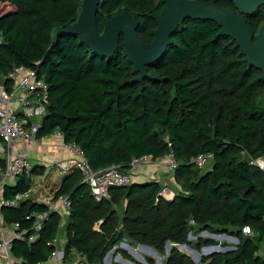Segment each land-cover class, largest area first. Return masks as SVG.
<instances>
[{"label": "trees", "instance_id": "1", "mask_svg": "<svg viewBox=\"0 0 264 264\" xmlns=\"http://www.w3.org/2000/svg\"><path fill=\"white\" fill-rule=\"evenodd\" d=\"M83 1L0 0V84L10 88L7 77L15 66L33 69L49 90L38 137L60 132L66 144L82 150L94 171L111 166L128 171L136 158L162 159L172 152L175 178L186 193L169 201L161 196L158 183L137 182L111 188L110 199L97 202L82 183V174L69 172L53 201H71L63 264H72L74 253L87 264L102 263L120 242L121 232L163 253L168 242L197 250L218 243L212 238L188 239L191 232L206 231L230 234L238 245L203 257L202 264H264V169L254 164L264 159L262 72L249 66L236 42L219 34V24L188 19L164 58L138 80L123 39L116 56L108 59L92 54L68 32L78 22ZM201 1L237 11L232 0ZM165 8V0H100L98 29L103 32L116 15L127 14L139 22L140 39L150 44ZM245 18L257 36L264 8ZM204 154L213 155L205 173L192 162ZM44 173L45 168L37 172L34 167L33 174ZM41 181L49 185L52 176ZM27 188L20 182L15 190ZM13 194L7 191V196ZM120 200L126 201L121 219L116 211ZM40 211L48 209L27 202L19 209H5V220L30 232L34 219L26 216ZM62 218L53 212L34 242L14 240L16 264L50 261ZM168 257L166 264H195L176 246Z\"/></svg>", "mask_w": 264, "mask_h": 264}, {"label": "built area", "instance_id": "2", "mask_svg": "<svg viewBox=\"0 0 264 264\" xmlns=\"http://www.w3.org/2000/svg\"><path fill=\"white\" fill-rule=\"evenodd\" d=\"M9 73L7 80L11 83L10 88L7 89L4 84H0V264H16L12 256L14 240L28 238V242H34L39 232L43 229V224L53 212H59L63 217L60 223L61 229L62 224L65 225L67 218L70 216V213L63 209L71 207L70 198L61 197L57 202H48L50 210L33 214L29 213L26 216L29 220L34 219L30 232L28 230L22 231L18 223H7L4 214L5 209H19L27 202L40 203L42 201L37 197L38 192L35 189L37 177V175L33 174L35 164L31 158H28L23 153L22 144L42 145L47 143L51 137L61 140L63 142L62 149L70 154V158L61 168L60 174L66 176L72 171H78L82 174V183L89 186L97 202L110 199L111 188L132 185L134 183V170L137 167L148 165L153 160H158L152 156L136 158L130 164L131 168L126 172H122L117 166L94 171L82 150L74 143L66 144L60 132L57 131L50 136L38 137V133L43 127V119L47 114V106L49 105V90H47L45 80L40 78L33 69L31 70L23 65L15 66ZM170 158L171 160H169ZM212 158V154H204V156L193 159L192 162L200 168H204L210 163ZM162 159H168L170 168L175 171L177 163L172 152ZM254 164L258 165L257 162ZM258 166L264 169L262 168L264 163L263 166ZM12 182L14 183L11 184ZM20 182L28 184L29 188L17 192L15 189ZM10 189L14 194L7 196V191ZM62 211L66 213L63 214ZM190 222L193 225L196 223L193 220ZM246 229L250 231L249 228L246 227ZM30 233H32L31 236ZM198 237L215 239L219 236L210 234L207 231L195 236L191 232L188 239L197 241ZM220 237L222 238V236ZM58 238L59 235L53 241L55 246L58 244ZM128 248L131 252H135L132 246L128 245ZM57 249L52 253L50 261L40 264H52V258L56 256ZM62 256L64 258V254ZM62 263L54 262L53 264Z\"/></svg>", "mask_w": 264, "mask_h": 264}, {"label": "water", "instance_id": "3", "mask_svg": "<svg viewBox=\"0 0 264 264\" xmlns=\"http://www.w3.org/2000/svg\"><path fill=\"white\" fill-rule=\"evenodd\" d=\"M166 8L157 17L158 26L154 32L152 43L143 42L137 35L139 22L127 14H118L110 20L104 31L98 29L96 19L100 0H84L82 13L68 32L80 38L92 54L112 59L123 39L126 57L138 80L147 76V68L162 60L173 43V36L184 26L188 19L196 21H213L221 27L220 35L231 38L242 50L250 67L262 72L264 81V24L255 36L251 32L245 17H252L260 8H264V0H232L237 11H231L215 3L198 0H165ZM264 101V96H263ZM184 248L187 246L182 245ZM172 247L171 243L167 248ZM197 260L200 259L197 251ZM111 255H106L107 264H112ZM197 262V261H196Z\"/></svg>", "mask_w": 264, "mask_h": 264}, {"label": "rangeland", "instance_id": "4", "mask_svg": "<svg viewBox=\"0 0 264 264\" xmlns=\"http://www.w3.org/2000/svg\"><path fill=\"white\" fill-rule=\"evenodd\" d=\"M4 8H2L1 11L5 10L7 7L5 9ZM42 145H47V143H43ZM169 160H171V158ZM169 162L170 161H168V159H158L156 161L153 160L148 165L137 167L134 171L142 169V167H146V168L151 169L152 171L149 170L150 171L149 177L151 179H153V181L155 179L156 181H154V182L159 184L160 189H161V193H160L161 196L163 198H165L166 200L171 201V199H174L176 195L185 194L186 191L177 182V180L175 178V171H173L170 168ZM256 162L258 165L263 166L264 159L258 158V159H256ZM34 164H35V162H34ZM211 165H212V162L208 163L201 170L204 171V173H205V172L209 171V169L211 168ZM262 168H264V166ZM50 170H52V171H50ZM122 172H126V171H122ZM58 175H59V172L57 171L56 168H46L45 173L43 175L37 174V177H36L37 181L35 183V189L38 192L37 197H39V199L42 200L40 203L42 205H44V207L49 209V210H50V208H49L50 205L48 204V202L52 203V201H55L54 199H56L57 189L60 186V179H57ZM51 176H52V182H50L49 185H46L45 183H43L41 181V179L42 180L45 178L49 179V178H51ZM153 181L150 183H154ZM13 183L14 182H12L11 184H13ZM125 204H126V201L120 200V203L118 205H116L117 215L119 216L120 219L123 216V214L125 213V210H126ZM63 209L69 213L71 211L70 208L69 209L63 208ZM114 209H115V207H114ZM62 213L64 214L66 212L62 211ZM191 225L196 226V223L193 225L191 222ZM66 226H67V224H65V225L62 224V229H61L60 236L58 238V244H57L58 252L56 253V256L54 258H52V264L54 262H61L62 263L64 260L62 254H64L63 252L65 251V248H66V242H65V240H66V236H65ZM95 229L99 231L101 229V225H97L95 227ZM121 229H122V226L119 228V230H121ZM121 233L123 234V237L121 238L120 242L118 244H116L115 246H113L112 249L108 252L111 255L110 258H111L112 264H166V261L169 258L168 256H169L173 246H176L178 248V250L180 252L184 253L185 255H187L189 257L191 256V258L194 260L195 264H202L203 257L207 258V257L213 256L215 254H220V253L224 254V252L234 250L238 245V240L236 238H234L232 235L229 236L230 234H227L229 237L227 235H224L223 236L224 239L221 238L219 235H217L219 237H216L215 240L218 241V243L207 245L208 247L202 246L201 248H199L197 250L191 246L184 248L182 245L178 247L177 244L171 243L172 247L170 249H168L167 244L170 243V242H168V243H166V245L163 249V253H159L158 250L153 248L152 246L147 245V244H143V243L141 244L140 242L136 243L137 241L133 242L129 239L130 235L123 233V232H121ZM244 233L248 235V234H250V231H248V229H246V230L244 229ZM195 236H197V235H195ZM127 244L132 246L133 249H135V252H133V251L131 252V250L128 248ZM192 251H197L198 256H200L199 260H197V256H195L194 252H192ZM261 254L264 255V250L261 251ZM74 255H76V256L74 257V262L72 264H87V262H84V260L80 259L79 255L77 256L76 253H74ZM106 259L107 258L105 256L104 261L100 264H107ZM150 259H152L153 261H149ZM209 261H210V259H209Z\"/></svg>", "mask_w": 264, "mask_h": 264}, {"label": "crops", "instance_id": "5", "mask_svg": "<svg viewBox=\"0 0 264 264\" xmlns=\"http://www.w3.org/2000/svg\"><path fill=\"white\" fill-rule=\"evenodd\" d=\"M62 144L63 142L61 140L51 137V139H49V141L47 142V145L22 144L21 149L23 150V153L28 158H31L32 161L35 162L36 164L35 166H37V172H39V170H41L42 168H45V169L51 168V167L56 168L57 171L59 172L57 179H60V184H62L64 181V177L60 174V170L64 166L68 158H70L69 157L70 154L62 149ZM149 170L152 171L149 168L142 167V169L136 170L137 172L134 171L135 172L134 183L152 182L153 179L149 177L150 175ZM224 235H227V234L223 233L221 236L223 237ZM177 245L181 246V244H177Z\"/></svg>", "mask_w": 264, "mask_h": 264}, {"label": "clouds", "instance_id": "6", "mask_svg": "<svg viewBox=\"0 0 264 264\" xmlns=\"http://www.w3.org/2000/svg\"><path fill=\"white\" fill-rule=\"evenodd\" d=\"M221 236V235H220ZM227 237V236H226ZM223 238V237H222Z\"/></svg>", "mask_w": 264, "mask_h": 264}]
</instances>
